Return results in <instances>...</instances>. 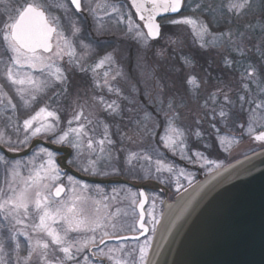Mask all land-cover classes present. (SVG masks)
<instances>
[{
  "label": "snow or ice",
  "instance_id": "snow-or-ice-1",
  "mask_svg": "<svg viewBox=\"0 0 264 264\" xmlns=\"http://www.w3.org/2000/svg\"><path fill=\"white\" fill-rule=\"evenodd\" d=\"M187 6L186 0H130L129 8L134 12H122L107 0L103 3L100 0L96 3L93 0H10L0 13V106L5 113L11 112L6 117L5 127L12 129L16 139L0 131V148L18 152L35 148L33 141L44 139L75 150L76 159L86 160V165H80V171L107 177L121 173L122 169L113 161L120 160L125 141L146 143L147 147L139 152H127L126 164L131 169L139 166L145 179H155L161 184L175 177V191L182 193L187 188L181 178L191 187L193 177L175 161H170L168 154L190 164L203 161L201 167L218 175L221 164L199 149L201 145L205 150L211 149L218 142L228 151L233 142L239 143L235 137L229 139L231 133L225 131L233 115L247 117L246 122L238 125L242 130L241 138L248 135L264 145V130H258L264 129V0H226L219 6L207 0L196 2L192 11L199 12L198 16L182 15ZM99 11L110 18L114 13L117 25L126 22L125 35L131 34L130 38L142 42L144 47H149L150 40L162 36L158 16L178 14L179 18L170 19L168 23L188 26L201 49H225L228 55L235 53L244 59L249 53L258 52L260 67L254 63L242 65L235 99L230 95L231 88L227 91L217 88L205 100L207 111L203 116L197 115L187 127L179 123L178 109L182 104L174 98L167 100L166 111L163 108L158 111L147 107L122 108L116 99L108 100L103 94L106 89L109 94L128 99L112 83L123 76L122 71L103 72L102 82L97 73L105 64L111 68L115 63L113 54L106 53L93 65H87V58L94 49L83 38L79 14L88 13L96 20L95 31L99 35L106 30L102 18L98 17ZM134 16L143 24L133 19ZM249 16L251 19H246ZM170 43L178 41L170 40ZM228 55L223 57V62L235 70L239 61L236 55L231 59ZM182 59L186 64L191 63L189 57ZM89 70L96 74L92 80L94 94L81 96L77 92L73 96L68 73ZM186 82L199 87L195 76H190ZM158 87L163 94L165 86L158 83ZM95 89L100 92L95 93ZM159 103L163 105L165 101L160 99ZM19 108H23L26 115H17ZM62 111L70 118L62 119ZM133 112L136 115H128V125L116 124L113 132L112 122L117 118L123 121L125 113ZM161 114L165 125L162 135L156 131ZM205 123L207 129L203 127ZM98 129L102 130L99 138ZM114 135L118 139H113ZM190 141H193L191 145ZM102 161L107 163L102 165ZM0 166L4 168V182L0 185V264H104L105 260L109 264H150L148 250L160 224L159 216H163V212L157 213L159 197L153 199L147 212L146 198L138 202L133 199L132 203L140 211L138 218L126 225L118 218L119 210L103 211L109 207L107 196L97 200L83 195L91 186L71 175L66 176L65 184L56 153L47 147H39L27 160L10 161L0 155ZM165 173L169 175L165 177ZM126 228L144 235L143 243L131 249L107 246L106 240L129 239L120 235ZM149 233L151 235H146ZM131 239L138 241L139 236Z\"/></svg>",
  "mask_w": 264,
  "mask_h": 264
},
{
  "label": "rangeland",
  "instance_id": "rangeland-1",
  "mask_svg": "<svg viewBox=\"0 0 264 264\" xmlns=\"http://www.w3.org/2000/svg\"><path fill=\"white\" fill-rule=\"evenodd\" d=\"M101 3L104 0H100ZM196 2H205V0H186V8L182 10V15L184 16H198L199 12H193L192 8L195 6ZM207 2H214L217 6L221 3H225L226 0H207ZM10 3V0H0V13H2L5 9V6ZM93 3H96V0H93ZM108 4L115 5L120 8L122 12L132 11L129 8V5L125 0H107ZM111 11V9H109ZM204 15H207L205 11ZM217 16L220 15L218 11ZM98 17L102 18L103 23L105 25V31L101 34H97L95 31L96 28V20L93 19L88 13H84L83 15H79L80 23L83 26V38L86 43H91L94 52L93 54L87 58V65H93L97 62L101 57H103L106 53H112L115 58V63L111 65L109 68L108 64H105L103 68L97 69V73H99L101 82L103 72L109 71L110 74L115 73V71L120 70L123 73L122 77H118L116 81H113V85L115 87H119L123 95L128 99L118 98L115 94L107 93L105 89L103 94L105 98L108 100L116 99L117 102L121 105L122 108H133L139 110L141 108L147 107L151 110L158 111L163 108L165 111L167 110V100L169 98H174L177 103L182 104V106L178 109L181 113V119L179 123L182 126L187 127L191 125L194 119L199 116H203L204 112L207 109L204 108L205 100L208 99L209 94L215 92L217 88H224L227 91L229 88L232 89L230 95L235 99L238 90H239V78L240 71L242 70L241 66L246 65L247 63H254L257 67H260L258 63L259 53L252 52L248 54L247 59L239 57L237 54L232 53L228 55V51L225 49L220 50H204L199 47V44L196 42L195 37L192 35L191 29L185 25H172L168 23L170 19L179 18V15L161 19L159 22L162 25V36L155 40L149 41V47H144L142 42L138 43L136 40L130 38L131 34L125 35L127 30V24L122 23L117 25L115 20V14L113 13V18L106 16L103 11L98 12ZM133 19L136 20L134 16ZM246 19L250 20L251 16ZM137 21V20H136ZM140 23L139 21H137ZM216 22L215 20L213 21ZM244 21H240L239 23H243ZM141 24V23H140ZM142 25V24H141ZM221 26H223V22L221 21ZM170 40L178 41L177 44L170 43ZM100 45L97 48H105L108 47L106 52L102 53L100 56L96 57V46ZM251 47V45H249ZM228 55V58L231 59L232 55H236V59L239 61V64L236 66V69L228 68L225 66L223 62V57ZM182 57H189L191 59L190 64H186ZM86 65V66H87ZM204 67V68H203ZM79 74L85 76V79L88 82V85L84 84L81 87H77L76 91L80 93L81 96L85 94L91 96L94 94L92 80L96 74L92 71H88L87 73H81L79 71H75ZM73 72L68 73V75H72ZM75 75V74H74ZM190 76L197 77V82L199 83V87L194 85L187 84V79ZM159 84H163L165 86V90L163 94L159 92ZM86 88V89H85ZM76 92V93H77ZM100 89H95V93H99ZM72 93L73 96L76 94ZM18 99V97H17ZM163 99L165 103L161 105L159 100ZM222 100V97H221ZM129 101H134V103H129ZM65 102V106H66ZM42 106V105H41ZM209 107H211V102H209ZM65 113V114H62ZM61 116L64 119L70 118L68 113L61 112ZM7 115H11V112H4L2 106H0V131H5L7 135H11L13 140L16 139V134L12 131L11 128H6L5 125L7 123ZM128 115H136V112L133 113H125V118L121 121L119 118L113 123V132H115V125L120 124L121 127H125L128 125ZM16 117H13L15 120ZM246 115H233L232 119L228 122V128L225 131H230L231 135L229 139L235 137L239 143L233 142L232 147L225 151L216 143L215 147L205 150L203 146H200L201 151L205 152V155L208 156L209 159L216 160L217 163L221 164V166L225 165L228 162H232L238 158H241L247 155L250 152L256 151L262 147V144L252 140L248 135L242 136V130L238 127L240 123L246 122ZM22 122V120H21ZM160 127L156 129L158 134H163L164 131V120L163 115L161 114L159 118ZM63 126V125H62ZM205 129L208 128L207 123L203 125ZM264 130V129H258ZM100 129L97 132V138H99ZM159 135L156 137L158 140ZM113 139H118L115 135ZM44 142H47L44 139H39ZM211 142V141H209ZM193 141H190V145ZM153 146H155V141L152 142ZM58 146V145H56ZM39 147H45L41 144L32 148L29 153L24 156L9 159L8 160H27L28 157L32 155V152L38 149ZM117 147H121V145H117ZM122 147L125 151L120 152V160L113 161V163H117L118 166L122 169L119 175H110L107 177L102 176H94L83 171L79 170L80 165L83 163L86 165V160L83 158L76 159L75 150L69 149L71 154L67 159V165L69 168L77 171L80 174L98 177V178H109L111 176H120L127 178L129 180L136 179L137 181L146 180L144 178V174L140 171L139 166L135 169H131L129 165L125 162V157L127 152L129 151H141L142 147H147V144L141 145L131 144L127 141L124 142ZM27 149V148H25ZM23 149V150H25ZM49 149V148H48ZM6 150V149H5ZM51 150V149H49ZM22 151V150H21ZM18 151V152H21ZM53 151V150H51ZM11 152V153H18ZM54 152V151H53ZM56 153V152H55ZM0 155H3L0 152ZM59 153H56L57 163ZM87 152H85V156H87ZM60 156V155H59ZM168 158L170 161H175V163L180 168H185L187 172L191 173L194 182L197 177L194 171L190 170L187 165L200 166L203 161L197 162L196 164L186 163L185 161L180 160L178 157H173L171 154H168ZM75 160L74 163H69V161ZM102 165L106 164L107 161H102ZM136 161H133V164H136ZM140 163H144L141 161ZM187 164L186 166L183 164ZM201 167V166H200ZM203 172L209 173L207 167H201ZM62 175L64 177L63 182L67 184L66 176L69 175L62 169ZM165 177L169 174L165 173ZM175 177H172L170 182L167 184H161L167 189H169L168 199H171L177 192L175 191ZM155 180V179H154ZM157 181V180H156ZM4 182V168L0 166V185H3ZM82 182V181H81ZM158 182V181H157ZM90 185V191L83 193L85 196H92L95 199H102L104 196L109 198L106 203L109 204L107 209H103V211L117 212L119 210L118 218L121 221V216L125 211H132L136 204H133L132 201L135 199L138 201L137 194L132 192L130 187L126 185H116V184H108V185H98L95 183L82 182ZM159 183V182H158ZM181 183L184 184L185 187L188 186L187 180L181 178ZM97 186H99L97 188ZM115 190V191H113ZM115 197V199H112ZM155 197H159L156 200L157 211L161 212V203L160 201L163 199L162 194H152L150 196L149 208L151 207L152 201ZM128 215V212H127ZM130 216V215H129ZM129 216H124L123 219L127 220ZM127 230V229H126ZM123 233V232H121ZM120 233V234H121ZM23 239V238H21ZM143 243V242H142ZM109 247H125L126 249L136 248L138 244H125V243H106ZM130 259V258H129ZM107 261V260H106ZM108 262V261H107ZM109 263V262H108Z\"/></svg>",
  "mask_w": 264,
  "mask_h": 264
},
{
  "label": "water",
  "instance_id": "water-1",
  "mask_svg": "<svg viewBox=\"0 0 264 264\" xmlns=\"http://www.w3.org/2000/svg\"><path fill=\"white\" fill-rule=\"evenodd\" d=\"M176 15L162 14L157 20ZM33 144L62 154L59 166L72 176L99 184L112 181L83 176L69 168L65 162L70 155L68 148L39 139ZM31 149L18 153L4 148L0 151L13 159ZM217 172L218 175H201L186 192L178 193L172 201L164 200L163 216L148 250L150 264H264V148L222 166ZM136 187L139 200L145 199L142 185ZM137 211L139 214L138 206Z\"/></svg>",
  "mask_w": 264,
  "mask_h": 264
},
{
  "label": "flooded vegetation",
  "instance_id": "flooded-vegetation-1",
  "mask_svg": "<svg viewBox=\"0 0 264 264\" xmlns=\"http://www.w3.org/2000/svg\"><path fill=\"white\" fill-rule=\"evenodd\" d=\"M84 13H81L79 15H83ZM166 18H170V17H166ZM257 142V141H256ZM261 143V142H259ZM264 145H262L261 148H263ZM251 153V152H250ZM70 154H71V151H70ZM249 154V153H248ZM60 155V154H59ZM58 155V160L61 161L60 159V155ZM70 156V155H69ZM69 157H67L65 159V162L67 161ZM58 161V162H59ZM231 162V161H230ZM60 163V162H59ZM185 166L187 164L183 163ZM66 165H67V162H66ZM68 166V165H67ZM188 168L192 171H194V173L196 174V177L197 179L199 177H201V175L205 174L203 172V170L201 169L200 166L198 165H194V166H189L187 165ZM69 167V166H68ZM77 172V171H76ZM78 173V172H77ZM80 174V173H79ZM83 175V174H81ZM83 176H87V175H83ZM75 177V176H73ZM91 177V176H89ZM76 179L82 181V182H87V181H84L82 179H79L77 177H75ZM93 178H98V177H93ZM98 179H111V183H108V184H116V185H119V184H122V185H126L128 187H130V189L132 190V192L135 191V193L137 194V197H138V201H139V194H138V189H137V185H142V188H143V191L146 195V198H147V201H146V204H145V212H147V209L149 208V202H150V196H152V194H162L163 196V199L162 200H167V201H171L173 199L174 196H172L171 199H168V195H169V189H167L166 187H164L163 185H161L160 183H158L156 180L154 179H146V180H143V181H137L136 179H132V180H129L127 178H124V177H120V176H111L109 178H98ZM118 179H122L123 182H119ZM88 183H95V182H88ZM95 184H98V185H108V184H99V183H95ZM137 201V202H138ZM128 212V215L126 216H129V218L127 220H124L123 217L125 216L124 213H127ZM123 213V215L121 216V223H124L126 225H130L132 224L137 218H138V211H137V205H135L134 209L132 211L128 210V211H125ZM158 215H159V210L157 211ZM160 217V216H159ZM147 216L145 217V219L147 220ZM138 228V226H137ZM127 229V228H126ZM123 231V233H121L120 235L122 236H137L139 235V231H136V232H131L129 230H126ZM146 235H151V233L149 234H146ZM145 240V236H142L139 238V240H133V239H127V240H118V241H113L112 239L111 240H106V243H125V244H129V245H133V244H138V243H142L143 241ZM104 264H109L106 260L104 261Z\"/></svg>",
  "mask_w": 264,
  "mask_h": 264
},
{
  "label": "trees",
  "instance_id": "trees-1",
  "mask_svg": "<svg viewBox=\"0 0 264 264\" xmlns=\"http://www.w3.org/2000/svg\"><path fill=\"white\" fill-rule=\"evenodd\" d=\"M163 30V29H162ZM100 47V45L99 44H97V46H96V57H98V56H100L102 53H104V52H106L108 49H110V48H108V47H106L105 46V48H97V47ZM204 68V67H203ZM75 74V75H74ZM70 76V78H71V91H72V93H76L77 91H76V89H77V87H81V86H83L84 84H86V85H88V82H87V80L85 79V76H83L82 74H79V73H77V72H73L72 73V75L70 74L69 75ZM86 89V88H85ZM16 100H17V102H18V99L16 98ZM64 106H65V103H64ZM62 114H65V113H62ZM17 115H19V116H21V117H23L24 115H26V112H25V110L23 109V108H19L18 109V113H17ZM66 115V114H65ZM64 116V115H63ZM63 116H61L62 117V119H64L63 118ZM67 116V115H66ZM22 120V119H21Z\"/></svg>",
  "mask_w": 264,
  "mask_h": 264
}]
</instances>
